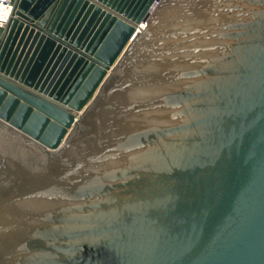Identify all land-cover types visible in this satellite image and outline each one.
<instances>
[{"label": "water", "instance_id": "water-1", "mask_svg": "<svg viewBox=\"0 0 264 264\" xmlns=\"http://www.w3.org/2000/svg\"><path fill=\"white\" fill-rule=\"evenodd\" d=\"M0 264H264V0H17Z\"/></svg>", "mask_w": 264, "mask_h": 264}, {"label": "built area", "instance_id": "built-area-1", "mask_svg": "<svg viewBox=\"0 0 264 264\" xmlns=\"http://www.w3.org/2000/svg\"><path fill=\"white\" fill-rule=\"evenodd\" d=\"M17 0H0V34H2L10 23L16 6ZM157 1H154L149 9V13L156 6ZM140 27H144V22H141Z\"/></svg>", "mask_w": 264, "mask_h": 264}]
</instances>
